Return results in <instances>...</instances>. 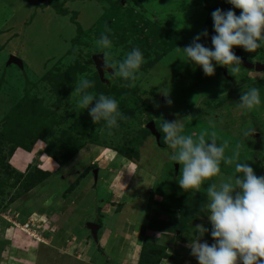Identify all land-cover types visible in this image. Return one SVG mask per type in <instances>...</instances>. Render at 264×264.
I'll list each match as a JSON object with an SVG mask.
<instances>
[{
  "label": "rangeland",
  "instance_id": "obj_1",
  "mask_svg": "<svg viewBox=\"0 0 264 264\" xmlns=\"http://www.w3.org/2000/svg\"><path fill=\"white\" fill-rule=\"evenodd\" d=\"M106 1L114 0H0V133L6 127L4 122L22 112L17 114L19 136L15 140L17 145L19 141L26 144L15 149L5 141L8 137L0 135L4 208L0 217L6 222L5 231L0 223V263L112 264L110 257L115 260L120 251L127 252L129 241L135 243L132 229L144 226L147 215L176 220L178 212L163 215L150 206L149 193L157 182L169 178L178 183L181 175L180 165L169 159L172 150L162 142L163 121L179 120L186 135L215 132L218 143L229 142V155L241 143V161L257 176H264V72L240 65V72L233 76L227 67L217 65L215 74L206 76L202 68L184 62L183 53L175 51L189 46L197 35L204 46L211 42L216 35L214 10H232L237 16L241 10L226 0H121V17H104L98 22L105 6L111 5ZM143 19L146 27H133L140 21L146 23ZM105 25L110 32L105 33ZM79 28L81 38L75 42ZM205 30L209 36L202 35ZM102 33L112 41L113 60H122L133 48L142 52L144 63L134 87H124L130 81L113 76L112 70H105L101 78L95 64L89 62L94 55H103L95 46ZM233 51L252 63H264V46L253 53L242 47ZM10 55L18 56L24 67L8 65ZM49 68L51 72L45 73ZM52 74L65 79L66 89L59 90L68 92L61 100L52 94L53 83L45 81V75ZM84 74L94 82L89 92L98 96L106 87L111 92L104 95L115 98L119 107L145 106L137 115L138 122L118 119L119 127L109 136L103 122L94 124L88 110L76 109L71 93ZM247 86L260 89L261 104L251 112L238 107ZM94 105L95 101L90 107ZM27 107L37 115L34 121L39 127L24 121ZM124 109L119 110L125 117ZM150 121H154L160 141L144 130ZM246 128L254 130L252 135H242ZM66 135L74 146L82 145L72 155L65 150ZM125 148L132 160L117 152ZM231 172L221 164V175L227 177ZM89 222L101 224L98 242L86 228ZM197 225L208 229L202 243L215 242L211 222L202 217L185 230V238L171 232L161 234L165 239L155 245L165 255L159 264H198L187 247L195 238ZM123 233L129 235V241L120 236ZM119 237L123 248L116 247ZM131 254L129 260L138 264L140 252Z\"/></svg>",
  "mask_w": 264,
  "mask_h": 264
},
{
  "label": "clouds",
  "instance_id": "obj_2",
  "mask_svg": "<svg viewBox=\"0 0 264 264\" xmlns=\"http://www.w3.org/2000/svg\"><path fill=\"white\" fill-rule=\"evenodd\" d=\"M226 2L241 10L240 15L232 10L216 9L212 12L216 33L211 38L212 48L201 44V35H197L189 46L183 49L176 47L175 50L183 53L184 62L202 68L206 76H213L217 65L227 67L230 74L236 76L242 62L233 51L234 47L253 53L264 46V0ZM110 31L105 25V33ZM202 35L207 36V31ZM95 46L103 51V69H111L113 76L130 81L124 87H134L144 63L140 49L133 48L122 60H113L110 52L112 41L104 33L95 41ZM93 87L94 82L84 74L76 82L71 98H75L76 109L88 110L94 124L103 122L102 128L111 136L112 130L119 127L118 119L125 117L115 98L89 92L88 89ZM164 95L166 102L171 104L167 92ZM94 101L95 105L90 107ZM260 104V89L247 86L238 107L251 112ZM161 131L164 144L172 150L169 159L180 165L178 184L181 190L198 193L203 189L207 197V203L200 210L208 213L211 236L215 242L211 245L202 243L201 238L208 229L197 225L195 238L187 245L191 249L190 254L198 264H264V176H257L248 163L241 161L242 144L237 143L231 148V154H226L230 149L228 141L218 143L215 132L183 134L184 126L179 120L163 121ZM253 132L246 128L242 130V135L248 137ZM222 163L232 169L227 177L221 175ZM217 177L219 179L214 180ZM208 182L211 183L205 190L203 186Z\"/></svg>",
  "mask_w": 264,
  "mask_h": 264
},
{
  "label": "trees",
  "instance_id": "obj_3",
  "mask_svg": "<svg viewBox=\"0 0 264 264\" xmlns=\"http://www.w3.org/2000/svg\"><path fill=\"white\" fill-rule=\"evenodd\" d=\"M214 0H212L213 2ZM108 2V6H105L106 12L100 14L99 16V21L101 22V20H103V18L105 17V19H113L114 17H121L123 15L122 13V6L123 3L121 2V0H114L113 2ZM211 2V3H212ZM60 13L63 12L62 10H58ZM134 14H132V19H131V23H135V19L133 18ZM136 17L138 18V15H136ZM146 23H142L141 21L139 22V24L137 26H133L137 29V27L139 28L140 25H143L144 27H146L145 25L147 24V21L145 19H143ZM133 23V25H134ZM141 32H143L141 30ZM81 34H82V30L81 28H79L78 31V35L76 38H74L75 42H79L80 38H81ZM212 36V34H210ZM214 35V34H213ZM209 36V35H208ZM210 36V37H211ZM208 48H212V43L211 42H206V46ZM251 62V60H249ZM89 62L93 63L92 57L91 59H89ZM51 72V68L48 69V71H46L45 73ZM63 75H54L52 74L50 77L45 75V81L46 82H51L53 83V87H54V93L55 94L52 95L50 92H46V94L50 95L52 98L57 97L58 99H62V95H67V90L65 92H60V88L66 89V83L64 82L65 79L62 78ZM48 84V83H47ZM101 93L103 94H109L111 91L108 90V88L104 87L103 89H100ZM54 96V97H53ZM133 100V99H132ZM133 103V102H132ZM132 106H124L121 105L119 107L120 108H125L124 109V114H125V118L127 119V122L129 123H135L138 122V118L137 115L139 114V112H144L146 110L145 106H141V104L138 106H134L133 105V110L131 108ZM130 109V110H129ZM22 113V112H21ZM18 113V111L13 114L11 116V119H8V121L4 122V125L6 127L2 128L0 135H2L3 137H8L9 140H5L7 143H9L11 146H13V148H22L26 147V144H24L22 141H19L18 145L16 144V140L18 135V124L16 122L17 120V114H21ZM33 116V120H30V116ZM35 116H37L34 112H30V110H28L27 107V111L24 112V114L22 115V117H24V121H30V125L31 123L33 125H37V121H34ZM34 121V122H33ZM130 125V124H129ZM26 127H28L29 125H25ZM38 126V125H37ZM39 127V126H38ZM147 133L150 134V131L148 129H144ZM160 133L162 134L163 137V133L160 130ZM68 135H66V140H65V150L68 153L71 154V152H76L82 145L79 143L78 146H74L75 144L73 143L74 140L69 141L67 138ZM14 138V139H13ZM78 141V140H77ZM113 142V141H111ZM163 142V139H162ZM113 145L117 146V144H115L114 142L112 143ZM117 151V150H116ZM119 154H121L123 157H125L127 160H132L130 155V152H127V148L124 149H120V151H117ZM54 156V154H52ZM72 155V154H71ZM62 164V163H61ZM1 188H0V214L4 213V208L2 206V199H1ZM149 197L151 198V203L150 206L157 208V210L160 211V213H165V214H170L173 212H178L179 213V217L176 218V220L174 219L173 222H168V220H157V219H153V218H149V215H147L144 220H143V224L144 226H142V235H144L145 231L147 229H153L157 232L160 233H172L175 236L181 237L184 233H186V229H188L194 221L199 220L200 218H205L207 217V211H201V207H203L204 204H206L207 201V197L205 193L201 192H183L181 190V188L179 187V184L175 181L170 180L169 178H163L162 180L157 182V185L152 188L150 190L149 193ZM157 198H160L161 200H158ZM2 212V213H1ZM0 223H1V227L2 229H4V227L6 226V222L4 221L2 223L1 217H0ZM5 231V229H4ZM182 239V238H181ZM164 251H162L161 247H159L158 245L153 244L152 242H148L145 241L141 247L140 250V258H139V263L138 264H159V262L161 261L160 259L162 258L163 255H165V253L163 254Z\"/></svg>",
  "mask_w": 264,
  "mask_h": 264
},
{
  "label": "crops",
  "instance_id": "obj_4",
  "mask_svg": "<svg viewBox=\"0 0 264 264\" xmlns=\"http://www.w3.org/2000/svg\"><path fill=\"white\" fill-rule=\"evenodd\" d=\"M105 155H107V154H105ZM112 157L115 160L116 159V154H113ZM161 214H163V213H161ZM127 220L129 221L130 219H127ZM100 230H101V228H100ZM132 231H133L132 232V239H133L132 241H135V243L129 241V238H130L129 235H128V237L125 236L126 235L125 233H123L122 235H120L122 238H124V241L125 242L126 241H129V243L127 245V252L123 253V252H121L118 249L120 251V254H119L118 258H115V260H112V257L109 258L110 259V262L112 264H137V262H135L133 260H129V258L130 259L133 258V254H131V251H133V253H134V250H135V253H137L138 251L140 252L141 247H142V245H143V243L145 241L152 242L154 244H160V243H162V240L165 239V236H162L161 237V234L163 235L164 233L157 232V231H155L153 229H147L145 231L144 235H142L141 234V231H142L141 224L137 228L132 229ZM186 235L187 234L184 233L181 237L182 238L183 237L185 238ZM98 239H99V232H98ZM116 247L117 248H123V246H122V240H120V237H119L118 241H116ZM124 256H125V259H124ZM119 257H120V259H119ZM0 264H5V262L2 261Z\"/></svg>",
  "mask_w": 264,
  "mask_h": 264
},
{
  "label": "water",
  "instance_id": "obj_5",
  "mask_svg": "<svg viewBox=\"0 0 264 264\" xmlns=\"http://www.w3.org/2000/svg\"><path fill=\"white\" fill-rule=\"evenodd\" d=\"M92 60L95 64V67H96L100 77L103 78L104 71H105V69H103V55L102 54L94 55L92 57ZM241 62H242L241 65L248 70H255L257 72H264V63H258V62L252 63L245 57L241 58ZM10 64H14V65L18 66L19 68L24 67L23 61L18 56H15V55H10L8 65H10ZM109 70H111V69H109ZM225 72H226V70H225ZM147 128L150 130V132L152 134L157 136L158 141H160L161 135L158 132V130L156 129L154 121H150L147 125ZM176 168H178V165H176ZM97 173H98V171L95 170L96 177H97ZM86 227L90 230L94 240H98V232H99L101 226L96 224V223L89 222L86 224Z\"/></svg>",
  "mask_w": 264,
  "mask_h": 264
},
{
  "label": "built area",
  "instance_id": "obj_6",
  "mask_svg": "<svg viewBox=\"0 0 264 264\" xmlns=\"http://www.w3.org/2000/svg\"><path fill=\"white\" fill-rule=\"evenodd\" d=\"M25 227H26V228H28V227H29V225L27 224Z\"/></svg>",
  "mask_w": 264,
  "mask_h": 264
},
{
  "label": "flooded vegetation",
  "instance_id": "obj_7",
  "mask_svg": "<svg viewBox=\"0 0 264 264\" xmlns=\"http://www.w3.org/2000/svg\"><path fill=\"white\" fill-rule=\"evenodd\" d=\"M94 174H95V172H94Z\"/></svg>",
  "mask_w": 264,
  "mask_h": 264
}]
</instances>
